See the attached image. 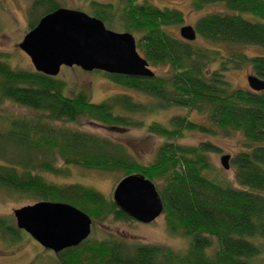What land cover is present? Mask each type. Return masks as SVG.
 Here are the masks:
<instances>
[{
	"label": "trees",
	"instance_id": "1",
	"mask_svg": "<svg viewBox=\"0 0 264 264\" xmlns=\"http://www.w3.org/2000/svg\"><path fill=\"white\" fill-rule=\"evenodd\" d=\"M196 9L221 1L238 13L213 11L193 24L197 33L212 40L264 46V0H191ZM93 15L136 37L137 49L149 64L167 65L165 73L137 76L106 72L117 83L151 98L139 101L129 93H116L95 102L88 91L65 93L66 82L35 68L10 65L0 58V103L12 101L25 110L0 115V186L14 192L29 191L41 199L72 203L93 221L108 215L127 219L113 199L80 182L57 184L42 171L64 173L68 165L118 169L161 179L158 191L169 229L187 238L183 251L150 242H129L114 237L90 239L60 251L64 264H264V89L232 87L224 77L225 62L211 69L208 50L166 26L181 22L182 11L148 1L124 0L120 6L91 0ZM60 6L58 0H31L32 27L44 13ZM38 15L35 17V13ZM253 14L258 19H252ZM251 60L252 71L264 78V54L238 53ZM177 105L208 113L209 124L186 114H174L170 125L152 121L149 129L165 141L154 161L138 162L119 141L94 131L71 126L82 116L107 125H140L135 112ZM131 114H128V113ZM218 126L243 133L242 148L231 156L233 178L211 176L205 151H219L210 141L177 143L184 129L213 131ZM6 145V149L1 146ZM0 215V235L21 238V229ZM93 227V222H92Z\"/></svg>",
	"mask_w": 264,
	"mask_h": 264
},
{
	"label": "rangeland",
	"instance_id": "2",
	"mask_svg": "<svg viewBox=\"0 0 264 264\" xmlns=\"http://www.w3.org/2000/svg\"><path fill=\"white\" fill-rule=\"evenodd\" d=\"M58 1L60 5L79 8L93 14L90 5L91 0ZM100 1H109L116 6H120L124 2V0ZM145 1L160 7L168 6L182 11L183 19L181 22L166 26L167 31L176 36H180L179 27L182 24H194L196 19L205 13L213 11L239 12L227 7L221 1L207 3L200 9H196L191 0ZM30 3L31 0H0V58L12 66L25 69H31L34 66L29 55L18 46V42L30 28L28 14ZM38 12L39 10L35 13V17ZM245 15H250L252 19H258L253 14ZM113 29L119 30L118 28ZM193 42L208 50L209 55L213 58L209 61L211 69L219 68L223 62L229 66L224 70V77L232 87H249L246 77L253 72L251 60L241 61L237 58V54L244 53L248 56L264 54V46L258 44L212 40L198 33ZM149 66L157 73H165L169 70L167 65L149 64ZM57 75L66 82L63 90L65 93L72 94L84 89L89 92L91 100L95 102L116 93H129L135 99L143 102L149 101L151 98L141 91L114 82L105 71L100 69L85 70L78 65H62ZM15 110L25 109L9 100L0 103L1 116L6 112ZM174 114H186L190 119L199 123H210L207 112L177 105L155 107L154 109L132 113L131 115L143 122L140 125H107L98 120L90 119L88 116H82L76 122L68 123L73 127L94 131L121 142L134 160L147 164L154 161L159 147L165 141L171 140L163 134L151 131L149 129L150 122L158 121L164 125H170V118ZM4 128L5 124L0 123V129ZM212 130L211 132H204L197 129H184L182 134L174 140L177 143L188 145L198 144L202 141H210L218 145L219 151H205V157L211 162L212 166L208 174L211 176L223 175L232 179L234 167L224 168L220 163V155L228 152L232 156L240 150L244 135L239 130L223 129L218 126L213 127ZM6 148V145L1 146V149ZM229 161L231 163V157ZM42 174L47 180L57 184L80 182L91 185L101 191L106 198L113 199L114 186L125 175V170L122 168H89L78 164H70L64 173L42 171ZM153 181L158 188L161 179H154ZM39 199L41 198L32 192H14L0 186V215H12V222L16 225L12 214L13 208L33 203ZM20 233L21 238L15 241H8L0 235V264H64L58 253L42 246L24 229H21ZM89 237L96 240L121 237L126 238L129 242L160 243L178 251H183L188 243L187 238L180 232H173L169 229L163 212L150 222H142L132 217L127 219L115 218L110 214L102 221H93Z\"/></svg>",
	"mask_w": 264,
	"mask_h": 264
},
{
	"label": "water",
	"instance_id": "3",
	"mask_svg": "<svg viewBox=\"0 0 264 264\" xmlns=\"http://www.w3.org/2000/svg\"><path fill=\"white\" fill-rule=\"evenodd\" d=\"M179 33L187 40L197 36L190 23L182 24ZM18 46L29 55L36 70L48 75H57L62 65L137 76L155 74L138 51L131 31L108 27L98 16L79 8L60 5L44 13L25 32ZM246 78L250 88L264 89V78L255 73ZM230 157L228 152L220 155L224 168L230 167ZM112 198L118 208L142 222H150L163 212L154 181L143 173L122 176ZM12 214L18 228L54 252L78 245L90 234L93 222L87 212L72 203L43 198L14 207Z\"/></svg>",
	"mask_w": 264,
	"mask_h": 264
},
{
	"label": "flooded vegetation",
	"instance_id": "4",
	"mask_svg": "<svg viewBox=\"0 0 264 264\" xmlns=\"http://www.w3.org/2000/svg\"><path fill=\"white\" fill-rule=\"evenodd\" d=\"M252 73H254V72H252ZM66 248H67V247H66ZM64 249H65V248H64ZM51 250H52V249H51ZM62 250H63V249H62ZM62 250H60V251H62ZM52 251H53V250H52ZM60 251H59V252H55V253H58V254H59V253H60Z\"/></svg>",
	"mask_w": 264,
	"mask_h": 264
}]
</instances>
